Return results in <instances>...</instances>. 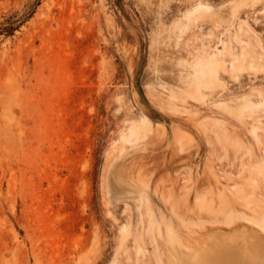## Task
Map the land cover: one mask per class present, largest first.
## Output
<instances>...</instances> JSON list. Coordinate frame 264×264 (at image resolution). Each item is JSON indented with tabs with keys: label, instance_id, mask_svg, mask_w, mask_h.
Masks as SVG:
<instances>
[{
	"label": "rangeland",
	"instance_id": "rangeland-1",
	"mask_svg": "<svg viewBox=\"0 0 264 264\" xmlns=\"http://www.w3.org/2000/svg\"><path fill=\"white\" fill-rule=\"evenodd\" d=\"M263 158L264 0H0V264H264Z\"/></svg>",
	"mask_w": 264,
	"mask_h": 264
},
{
	"label": "bare ground",
	"instance_id": "bare-ground-1",
	"mask_svg": "<svg viewBox=\"0 0 264 264\" xmlns=\"http://www.w3.org/2000/svg\"><path fill=\"white\" fill-rule=\"evenodd\" d=\"M263 160H264V158H263ZM261 163V162H260ZM259 164V163H258ZM262 164V163H261ZM261 164H260V167H262L261 166ZM257 167V166H256ZM237 185V184H236ZM239 185H240V183H239ZM240 187V186H239ZM237 187H235V189H236ZM238 190V189H237ZM236 190V194H238L239 192V190L237 191ZM240 191H241V189H240ZM234 192H235V190H234ZM241 193V192H240ZM239 193V194H240ZM226 197V196H225ZM247 197V196H246ZM225 199V198H224ZM237 199V198H236ZM248 199V198H247ZM251 201V200H250ZM249 201V202H250ZM225 202V201H224ZM249 202H248V204H249ZM252 203V202H251ZM247 206V205H246ZM220 208V207H219ZM213 210V209H212ZM220 210V209H219ZM224 210V209H223ZM214 212V211H213ZM219 212H222L223 213V211H219ZM226 212V211H225ZM227 212H228V210H227ZM229 212H231V211H229ZM233 212V211H232ZM235 213V212H234ZM223 214H225V213H223ZM222 214V215H223ZM226 214H228V213H226ZM237 215V214H236ZM238 216H240V214L238 215ZM225 217H227V215L225 216ZM264 217V216H263ZM224 218V217H223ZM252 218V217H251ZM222 219V218H221ZM240 219V218H239ZM255 220V219H254ZM263 220L264 219H262V223H263ZM160 221V220H159ZM227 222V221H226ZM253 222V221H252ZM229 223V222H228ZM156 224V223H155ZM264 224V223H263ZM155 226H157V225H155ZM170 226V225H169ZM169 226H167V228L169 227ZM263 226V225H262ZM165 229H166V227H164ZM155 229V228H154ZM173 228H169V231L167 230L166 232L168 233L167 235H169V236H167L168 237V240L169 239H171L172 241H174L175 242V240L177 239L178 240V237H177V235L176 234H174V232H175V230H172ZM264 230V229H263ZM174 231V232H173ZM165 232V231H164ZM172 232H173V234L176 236H173V234H172ZM159 235V234H158ZM164 239V238H163ZM166 240V239H165ZM168 241L169 243H172V241ZM179 242H177V245H179L178 244ZM173 244V243H172ZM172 244H170V245H172ZM183 244V243H182ZM182 244L180 245V246H182ZM158 245V244H157ZM185 245V244H184ZM159 246V245H158ZM189 246V245H188ZM171 247H173V246H171ZM191 247V246H190ZM190 247H187V248H189L190 249ZM186 248V247H185ZM188 250V249H187ZM191 250V249H190ZM168 253H169V250L167 251ZM167 253V254H168ZM189 253V252H188ZM166 253H165V256L167 255ZM172 254V253H171ZM171 254H169V255H171ZM176 254H178V252L176 253ZM176 254H174V255H176ZM207 254V253H206ZM173 255V254H172ZM171 255V256H172ZM179 255V254H178ZM228 256H229V262L227 263V264H252V262L250 261V257H247V255H245V254H240V255H237L234 251H232V250H230V253L229 254H227ZM161 256V255H160ZM159 255H158V257L159 258H161ZM204 256H208V255H203L202 257H204ZM167 257H169V256H167ZM175 259H176V256H173ZM158 258V260H161V259H159ZM169 258H171V260L170 259H168L169 261H172L174 258H172V257H169ZM178 258H179V256H178ZM181 258V257H180ZM179 258V259H180ZM193 259V258H192ZM162 260H163V258H162ZM182 260H184L183 258H182ZM189 260V259H188ZM194 260V259H193ZM176 261V260H175ZM177 261H181V259L180 260H178L177 259ZM190 261H191V259H190ZM159 262V261H158ZM183 262V261H182ZM204 262L205 261H202L201 260V262H200V264H204ZM159 263H161V261L159 262ZM166 263H168L167 261H166ZM193 263V262H192ZM162 264V263H161ZM163 264H165V262L163 263ZM169 264V263H168ZM184 264H186V261H185V263Z\"/></svg>",
	"mask_w": 264,
	"mask_h": 264
}]
</instances>
